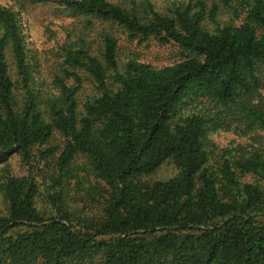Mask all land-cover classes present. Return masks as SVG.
<instances>
[{
	"label": "trees",
	"instance_id": "16d2710c",
	"mask_svg": "<svg viewBox=\"0 0 264 264\" xmlns=\"http://www.w3.org/2000/svg\"><path fill=\"white\" fill-rule=\"evenodd\" d=\"M30 1L131 40L173 44L182 59L163 68L130 60L120 70L117 39L105 33L98 56L65 50L57 96H37L20 18L0 6V165L18 155L53 159L56 171L47 209L30 173L1 177L0 264H264V0H244L241 25L212 31L201 2L159 13L147 3ZM78 71L96 90L81 106ZM217 131L255 132L257 148L216 154L206 146ZM55 134L62 145L44 147ZM168 160L175 177L146 179ZM72 181L75 192L90 181L81 210L70 207Z\"/></svg>",
	"mask_w": 264,
	"mask_h": 264
},
{
	"label": "rangeland",
	"instance_id": "374dc122",
	"mask_svg": "<svg viewBox=\"0 0 264 264\" xmlns=\"http://www.w3.org/2000/svg\"><path fill=\"white\" fill-rule=\"evenodd\" d=\"M109 3L121 6L124 9H132L133 4L138 7L150 4L154 11L165 13L172 7L192 6L198 2L204 5L205 18L203 27L209 31L219 26H239L245 16L244 0H107ZM0 6L11 10L17 18H20L21 25L25 35L26 49L30 51V63L34 64L31 69L30 90L37 96L44 98L57 96L58 90L53 85V79L56 76L63 77V65L65 50H76L84 47L93 56H98L102 46L101 37L105 33L114 34L118 43V65L122 70L125 64L130 61H138L148 64L154 68H163L180 61L181 51L173 44H162L153 38L142 41L139 38L129 39L127 33L111 24L104 23L90 16L76 14L65 10L61 5L55 3H34L30 0H0ZM215 12L214 21L210 19L211 12ZM3 30L0 26V33ZM8 64L10 74L16 79L15 67L10 53L8 54ZM82 79V86L76 94L77 102L80 106L85 100L94 97L96 94L95 83L93 79L84 71H78ZM68 85H74L72 80L66 81ZM20 89L17 95L20 100L23 96ZM255 132L249 135L241 136L234 131H217L211 133L208 137L207 150L214 149V153L219 154L222 150H231L238 146L252 151L257 148L254 137ZM258 136L263 134L257 132ZM62 138L55 134L54 137L44 146H61ZM39 160L37 162L27 163L22 161L18 155L12 156L5 164L0 165L1 177L10 175L13 177L26 176L29 173L38 182V189L41 197H38L37 206L40 209H47L49 206L45 201V196L51 186L50 179L56 176L54 160ZM77 163H81L78 160ZM177 169L172 160L166 161L157 168L146 179L149 181H167L177 174ZM78 175H80L78 173ZM92 180V179H91ZM89 182L81 183L78 192L73 185L71 191L70 207L81 210V203L78 202L80 194L84 196L85 190L89 188ZM92 184V182H91ZM71 189H69L70 191ZM3 202L0 196V206Z\"/></svg>",
	"mask_w": 264,
	"mask_h": 264
}]
</instances>
